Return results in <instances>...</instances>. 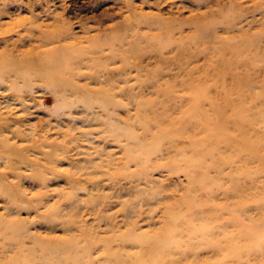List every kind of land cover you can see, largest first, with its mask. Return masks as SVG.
<instances>
[{
  "label": "rangeland",
  "instance_id": "374dc122",
  "mask_svg": "<svg viewBox=\"0 0 264 264\" xmlns=\"http://www.w3.org/2000/svg\"><path fill=\"white\" fill-rule=\"evenodd\" d=\"M260 1L0 0V264H264ZM150 39L182 55L163 64ZM52 40L67 62L24 60ZM138 61L185 86L140 89Z\"/></svg>",
  "mask_w": 264,
  "mask_h": 264
},
{
  "label": "bare ground",
  "instance_id": "6f19581e",
  "mask_svg": "<svg viewBox=\"0 0 264 264\" xmlns=\"http://www.w3.org/2000/svg\"><path fill=\"white\" fill-rule=\"evenodd\" d=\"M261 1L260 0H256V4L257 3H260ZM131 7H134V6H131ZM133 9V8H132ZM131 9V10H132ZM145 16H146V18L144 17V18H142V19H147V18H154L155 20H156V18H157V20L160 22V19L162 20V18H160L161 17V15H160V17H153V16H150V15H148V14H144ZM164 19V18H163ZM163 22V21H162ZM161 22V23H162ZM168 32L166 31H163L162 33H161V35H159V34H157V36H156V38L155 39H157L158 38V36H160V37H164V35H166ZM47 38H49V39H55V38H57V37H60V35H58V34H55V33H50L49 34V36H46ZM138 36L137 35H135V39L137 38ZM145 37V43L148 41V39L146 38V36H144ZM143 37V38H144ZM154 39V40H155ZM133 40H131V41H129L128 43H126V44H130L131 42H132ZM153 41V39L151 40L150 39V41L147 43V44H145V47L146 48H148V51L150 52L149 54H148V56L149 57H152V58H155L157 61H160V62H162L163 64H167L168 63V61H171V59L170 58H164L163 57V53L165 52V51H168V52H170V50L172 49V50H174L176 53L178 52V54L179 55H182L181 53L183 52V50H182V48H180L178 45H176V47L175 46H173V44L170 42V41H168L166 44H163L162 43V45L161 46H156V48H153V47H149L148 45L150 44V43H153L152 42ZM52 42L54 43V42H56V41H53L52 40ZM47 43V42H46ZM53 43H49L48 42V45H50V44H53ZM54 44H56V43H54ZM132 45V44H131ZM130 46V45H129ZM45 47V46H44ZM69 46H65V45H53L52 47H49V48H47V49H45V50H43L40 54L41 55H37L36 57H25L24 58V60L25 61H27L28 63H30V62H37V63H40V62H43V59H46V63H50V66H56V65H59V64H61L62 62H67V60L69 59V57H70V54H69V52L67 51V48H68ZM263 50H264V48H262ZM152 52V53H151ZM43 53H44V55H43ZM100 53V52H99ZM178 55V56H179ZM177 57V56H176ZM169 59V60H168ZM176 58H174V60H175ZM168 60V61H167ZM177 60H180L181 61V59H178L177 58ZM138 63L140 64L139 65V69H140V71H141V74H142V79H141V81H140V83H139V88L141 89V88H144L145 86H147V85H152V86H154L155 87V89H156V92L157 93H161V94H164V95H169V93H172V91L174 90V88L172 87H170V88H168V85H169V83L170 82H172V81H176L177 82V84H176V86H178V87H184L185 86V84L184 83H182L181 84V82L177 79V77H175L174 75H176L175 73H172L171 75H170V77H169V79H166V80H164L163 82H161V83H159V84H156V81H154L153 80V78H152V72H150L148 69H146V67L144 66V65H142V63H140L139 61H138ZM185 64V62H178V65H181V64ZM241 64L242 65V67H236V68H238L239 70H243V67H247L248 66V61L247 60H241V61H239V62H237V63H235V64ZM157 74H159L160 72H156ZM164 74H166L165 72H164ZM114 75H115V73L113 72V71H111V70H107L106 71V73H105V75L104 74H102V75H100L98 78H99V81H103V82H106V83H109V82H111V80L112 79H114ZM205 76V74L203 75V77ZM45 77V79H47L49 82H52L53 80H52V78H50V77H47V76H44ZM239 76H237V78H238ZM245 78V77H244ZM245 79H247V78H245ZM179 84V85H178ZM133 87H131V86H127V87H125L124 89H123V92L126 94V95H132L133 94V89H132ZM146 89V88H145ZM194 111V110H193ZM243 115V114H242ZM194 116H195V114H194V112L192 113V114H190V120H191V122L193 121V118H194ZM239 117L240 118H243L242 116H240L239 115ZM189 120V121H190ZM211 118L209 117V116H207V115H200L198 118H196V121H199L201 124H200V128H201V130H203V131H210V130H212V128H214V125L212 126V124H211ZM253 120H255V117H253ZM180 123V122H179ZM232 124H233V126L234 127H242V128H244V131H243V135H246V138H247V140H244L243 141V144H242V146H243V149H247L248 151H253V156L254 155H256V148H257V144H258V142H259V140H258V138H259V134H258V132L257 131H254V130H248L247 129V123H243V120L242 119H238V120H236V119H234L233 121H232ZM192 125H193V127L195 128V126H194V122L192 123ZM234 127H232V130L234 131ZM183 128H185V126L184 125H182L181 123H180V129H179V131H182V129ZM169 135H171V137L173 136V133H170ZM206 139H207V137L206 136H204L203 137V139L202 140H199V139H196L195 141H196V143H198L200 146H201V148L198 150V152H196V155H195V159H196V161H195V163H194V165H191V168L192 167H195V168H200V170H201V168H203L204 167V164H205V161H204V159H205V156H206V154H207V152L209 151V149H207L206 147H205V145L203 146L202 144H206ZM171 149H172V144L171 143H168L167 144V146H166V148H165V154H168L169 153V151H171ZM193 159H194V155H193ZM167 164V166L170 168V169H173V170H175L174 169V166H173V163H172V161L171 162H168V163H166ZM156 246L157 245H155V244H153L152 245V248H156Z\"/></svg>",
  "mask_w": 264,
  "mask_h": 264
}]
</instances>
